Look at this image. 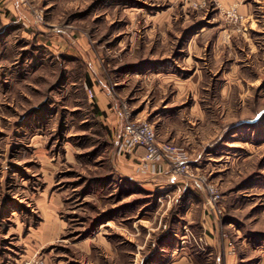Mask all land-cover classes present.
I'll return each mask as SVG.
<instances>
[{
    "label": "rangeland",
    "instance_id": "rangeland-1",
    "mask_svg": "<svg viewBox=\"0 0 264 264\" xmlns=\"http://www.w3.org/2000/svg\"><path fill=\"white\" fill-rule=\"evenodd\" d=\"M126 116L194 177L138 172ZM225 247L264 264V0H0V264H225Z\"/></svg>",
    "mask_w": 264,
    "mask_h": 264
},
{
    "label": "built area",
    "instance_id": "built-area-1",
    "mask_svg": "<svg viewBox=\"0 0 264 264\" xmlns=\"http://www.w3.org/2000/svg\"><path fill=\"white\" fill-rule=\"evenodd\" d=\"M139 149L142 150V155L137 164L138 172L155 173L159 163H167L171 179H176L179 176L194 177L181 148L168 142H158L155 129L150 123L135 121L126 116L119 150L135 155ZM202 182L209 194L206 201L208 208L220 214L221 195L213 184L205 179H202Z\"/></svg>",
    "mask_w": 264,
    "mask_h": 264
},
{
    "label": "crops",
    "instance_id": "crops-1",
    "mask_svg": "<svg viewBox=\"0 0 264 264\" xmlns=\"http://www.w3.org/2000/svg\"><path fill=\"white\" fill-rule=\"evenodd\" d=\"M138 152H140V153H142V150L141 149H139L138 150ZM137 152V153H138ZM136 153V154H137ZM132 156V155H131ZM175 179H169V181H170V183L172 184V185H174V183H175V181H174ZM178 181V180H177ZM185 190V193L188 195L187 197H190V199H191V197L193 196L192 195V193H190V192H187L186 191V189H183V191ZM177 191L179 192L180 191V186H178L177 185ZM193 200V199H192ZM194 201V200H193ZM190 205H192V203H190ZM190 207V206H189ZM189 207H187L185 210H184V212H183V215H185V217L187 218L188 216H190L189 214H190V209L191 208H189ZM201 219H202V221H200V223L202 224V226H203V228L206 230H209L208 229V227L210 226L209 224H208V219H206L208 216L205 214V211H204V209L201 211ZM205 216H206V218H205ZM184 228H185V226H184ZM175 233L174 234H176V232L177 231H174ZM234 251L231 249V248H227V247H225V253H224V259H223V261H224V263L225 264H232V263H234V264H236V262H237V258L236 257H234Z\"/></svg>",
    "mask_w": 264,
    "mask_h": 264
},
{
    "label": "trees",
    "instance_id": "trees-1",
    "mask_svg": "<svg viewBox=\"0 0 264 264\" xmlns=\"http://www.w3.org/2000/svg\"><path fill=\"white\" fill-rule=\"evenodd\" d=\"M96 110H97L100 114H102V111H100L99 109H97V107H96Z\"/></svg>",
    "mask_w": 264,
    "mask_h": 264
}]
</instances>
